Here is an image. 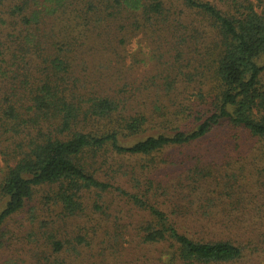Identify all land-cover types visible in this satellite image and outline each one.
Wrapping results in <instances>:
<instances>
[{
	"label": "trees",
	"instance_id": "16d2710c",
	"mask_svg": "<svg viewBox=\"0 0 264 264\" xmlns=\"http://www.w3.org/2000/svg\"><path fill=\"white\" fill-rule=\"evenodd\" d=\"M127 33L146 81L103 76ZM217 170L228 200L159 208ZM151 261L264 264V0H0V262Z\"/></svg>",
	"mask_w": 264,
	"mask_h": 264
},
{
	"label": "rangeland",
	"instance_id": "374dc122",
	"mask_svg": "<svg viewBox=\"0 0 264 264\" xmlns=\"http://www.w3.org/2000/svg\"><path fill=\"white\" fill-rule=\"evenodd\" d=\"M113 30V29H112ZM114 31V30H113ZM131 33H127L123 39V42L120 44L121 46H118L119 49L116 50L115 54L116 55H109L107 56V58L110 60V65L108 66V68L106 69V72L104 73L103 76H108L110 74H114V75H118L120 74L121 70L117 69L120 67V61L122 60V66H135V69L133 71V73H129V80H133L132 82L135 81H146V78L148 75L151 74V72H153L154 70V62L153 61H149L146 60L145 57L149 55V51H147L146 53H142V51H145V49L141 50V46H143V44L140 46L139 45V41L138 40H144L145 38L141 37L140 35H136V36H130ZM114 36V37H113ZM110 38L112 39H116L115 35H111ZM90 50V49H89ZM85 51V53L82 56V58H88L89 60L92 61V57H90L91 54L94 53V51L90 52L87 54V52L89 51ZM43 51V50H42ZM45 53V52H43ZM117 56H121L122 59H120ZM134 56H136L137 60H139V63L135 64L132 62V58H134ZM141 60H143L144 62H148L146 65L140 63ZM127 69V68H126ZM125 69V70H126ZM96 82L99 83L98 87L100 90H102V88L107 84L104 79H95ZM121 81H115V85L116 86H120ZM118 89V88H117ZM142 164V159L139 158L137 160L134 161V165L136 166L133 174H135L136 176H140L142 174V167L140 166ZM167 165V163H166ZM177 167H180V164H174ZM249 165V164H247ZM176 168V167H173ZM220 169H224V170H232L233 168H236V164L233 165L232 167H224V165L222 164V166H219ZM165 169V168H164ZM162 170L159 173H155V175L161 174L163 171L164 173L167 174V170ZM122 171H125L129 174V172H131L132 167L131 166H126L123 165L122 166ZM127 174V175H128ZM217 175V177H215ZM249 175V173H248ZM166 176V175H165ZM220 176V171L217 170V173L214 172L213 176L210 178H207L204 181H200L201 184L198 185L200 187L196 188L194 187L195 183H188L187 181L184 180V177L182 178V181H180V184L178 186H176L177 188H174L173 191L176 193L172 196V199L170 201H167L170 197V195L167 194H163L161 195V197L159 198V208H161L163 211L167 212H171L173 210L179 209V211H181L182 213L186 212V210L189 209H201L199 208L201 206V204L203 203V201L205 199L211 198L213 200H215V202L219 199L221 202H224L226 200L229 199V195H230V191L227 188H224V182L222 180V178H219ZM164 175H161V178H163ZM120 179H124L126 178V176L124 174H120L119 175ZM216 178V179H215ZM250 178L251 175L247 176L246 179H244L241 184L244 186V190H241V193L244 197V204H248V202H251L249 199L250 197L253 196L254 194V190L252 189L251 191L245 187V185L251 180ZM167 179V178H166ZM154 182L155 184L158 183L159 181L156 180L154 178ZM262 189V188H261ZM237 192V191H235ZM235 192H233V194H235ZM199 198V200H198ZM226 199V200H225ZM115 201H118V198L115 199ZM193 201V206L191 208L189 202ZM217 203V202H216ZM209 202H206V205H208ZM213 203L210 204L209 208H204V209H212V210H208V211H216L219 209L218 204H216L215 206H212ZM251 204V203H249ZM252 207H246L243 208V210H247V211H251L253 210V205H251ZM260 207V206H259ZM127 207H124V211H123V217L125 216V213L128 211L126 209ZM237 208V207H235ZM240 208V207H239ZM203 210V209H202ZM242 210V211H243ZM256 210V209H255ZM233 213H238L237 210H232ZM133 214L137 215H142L143 213L139 210H133L132 211ZM239 212L238 215H240ZM152 247V252H151V256L153 257V259L156 260V257L158 255V251L162 249V244H154L151 245ZM156 251V252H155ZM165 257H163L164 259ZM156 262L151 261L148 264H154ZM0 264H4L2 262H0ZM7 264H12V263H7Z\"/></svg>",
	"mask_w": 264,
	"mask_h": 264
}]
</instances>
